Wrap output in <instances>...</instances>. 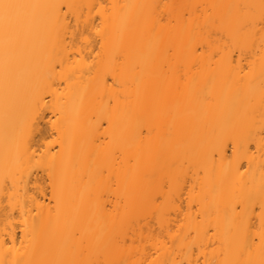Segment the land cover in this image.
Returning a JSON list of instances; mask_svg holds the SVG:
<instances>
[{"label": "bare ground", "instance_id": "6f19581e", "mask_svg": "<svg viewBox=\"0 0 264 264\" xmlns=\"http://www.w3.org/2000/svg\"><path fill=\"white\" fill-rule=\"evenodd\" d=\"M0 264H264V0H0Z\"/></svg>", "mask_w": 264, "mask_h": 264}]
</instances>
